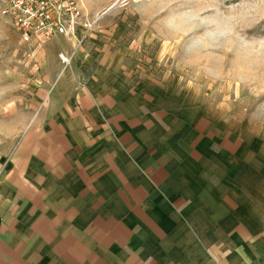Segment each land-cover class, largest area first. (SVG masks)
Listing matches in <instances>:
<instances>
[{
  "label": "crops",
  "instance_id": "obj_1",
  "mask_svg": "<svg viewBox=\"0 0 264 264\" xmlns=\"http://www.w3.org/2000/svg\"><path fill=\"white\" fill-rule=\"evenodd\" d=\"M121 41L39 52L73 61L0 152V264H264V135Z\"/></svg>",
  "mask_w": 264,
  "mask_h": 264
},
{
  "label": "rangeland",
  "instance_id": "obj_2",
  "mask_svg": "<svg viewBox=\"0 0 264 264\" xmlns=\"http://www.w3.org/2000/svg\"><path fill=\"white\" fill-rule=\"evenodd\" d=\"M82 3L96 20L88 35H120L128 47L123 61L133 71L177 81L237 127L264 135V0ZM43 49L44 43H22L0 14V152L24 129L39 88L47 90L63 73L62 63L53 73L51 58L39 56Z\"/></svg>",
  "mask_w": 264,
  "mask_h": 264
},
{
  "label": "built area",
  "instance_id": "obj_3",
  "mask_svg": "<svg viewBox=\"0 0 264 264\" xmlns=\"http://www.w3.org/2000/svg\"><path fill=\"white\" fill-rule=\"evenodd\" d=\"M0 14L8 19L20 41L40 45L60 36L83 44L96 20L89 18L82 0H3ZM79 29L83 33L78 36ZM64 67L72 57L59 53Z\"/></svg>",
  "mask_w": 264,
  "mask_h": 264
}]
</instances>
